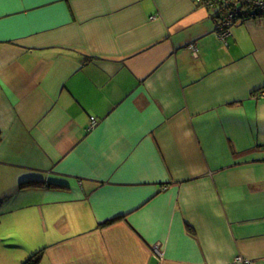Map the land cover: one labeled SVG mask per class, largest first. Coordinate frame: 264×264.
Wrapping results in <instances>:
<instances>
[{"label": "crops", "instance_id": "crops-1", "mask_svg": "<svg viewBox=\"0 0 264 264\" xmlns=\"http://www.w3.org/2000/svg\"><path fill=\"white\" fill-rule=\"evenodd\" d=\"M262 91L259 18L4 0L0 264H264Z\"/></svg>", "mask_w": 264, "mask_h": 264}, {"label": "built area", "instance_id": "built-area-1", "mask_svg": "<svg viewBox=\"0 0 264 264\" xmlns=\"http://www.w3.org/2000/svg\"><path fill=\"white\" fill-rule=\"evenodd\" d=\"M198 3L200 0H196ZM239 1V0H238ZM243 3V7H239L236 3L230 6L229 12L224 14L222 18L217 21L216 25V32L217 36L220 40L224 41L229 35V28L234 25L237 21H246L253 17H259L264 22V0H241ZM226 3H229L227 1ZM200 4V3H199ZM209 5L208 2L205 3ZM204 6V5H203ZM188 50L193 51L192 47H189ZM193 55L195 56L196 53L193 51ZM260 97H264V91L259 94ZM94 122L92 123V125ZM157 252V248L154 249ZM235 261L241 262L240 259H236ZM246 262V261H245ZM246 264H249L246 262Z\"/></svg>", "mask_w": 264, "mask_h": 264}, {"label": "trees", "instance_id": "trees-1", "mask_svg": "<svg viewBox=\"0 0 264 264\" xmlns=\"http://www.w3.org/2000/svg\"><path fill=\"white\" fill-rule=\"evenodd\" d=\"M227 1H229V3H226ZM206 2H208L209 5H206L205 4ZM199 3L201 5H204V7L210 12V17L215 22V24L217 23V21H219L222 18V16L224 14L229 12L230 6L232 5L230 3H236V4H238L239 7H243L244 8L243 3H242L241 0H239V1L238 0H200ZM257 18H259V17H253V18L248 19V20H253V19H257ZM259 19H261V18H259ZM243 22H245V21L244 20L237 21L235 24L243 23ZM234 25H232L231 27H233ZM231 27L229 28V33H230ZM33 185H34V183L30 182V183L24 184L22 186L30 187V186H33ZM46 186H47V188H55V186L50 185V184H48ZM113 222L114 221L105 223L104 225H102V227L109 226ZM42 257H43V250H40V251L35 252L34 254H32L22 264H39L41 259H42Z\"/></svg>", "mask_w": 264, "mask_h": 264}, {"label": "snow or ice", "instance_id": "snow-or-ice-1", "mask_svg": "<svg viewBox=\"0 0 264 264\" xmlns=\"http://www.w3.org/2000/svg\"><path fill=\"white\" fill-rule=\"evenodd\" d=\"M4 3V0H0V5H2Z\"/></svg>", "mask_w": 264, "mask_h": 264}, {"label": "bare ground", "instance_id": "bare-ground-1", "mask_svg": "<svg viewBox=\"0 0 264 264\" xmlns=\"http://www.w3.org/2000/svg\"><path fill=\"white\" fill-rule=\"evenodd\" d=\"M263 92V91H262ZM236 259H240V258H236ZM236 259H234V261L236 260ZM241 260V259H240Z\"/></svg>", "mask_w": 264, "mask_h": 264}]
</instances>
